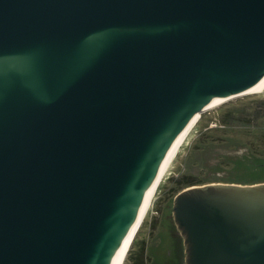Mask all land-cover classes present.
Masks as SVG:
<instances>
[{"label":"water","instance_id":"water-1","mask_svg":"<svg viewBox=\"0 0 264 264\" xmlns=\"http://www.w3.org/2000/svg\"><path fill=\"white\" fill-rule=\"evenodd\" d=\"M264 77V0H0V264H113L168 149ZM185 264H264V182L185 187Z\"/></svg>","mask_w":264,"mask_h":264},{"label":"rangeland","instance_id":"rangeland-1","mask_svg":"<svg viewBox=\"0 0 264 264\" xmlns=\"http://www.w3.org/2000/svg\"><path fill=\"white\" fill-rule=\"evenodd\" d=\"M190 178L200 184L264 182V92L201 113L162 178L123 264H137L143 247L145 264H185L173 204Z\"/></svg>","mask_w":264,"mask_h":264},{"label":"bare ground","instance_id":"bare-ground-1","mask_svg":"<svg viewBox=\"0 0 264 264\" xmlns=\"http://www.w3.org/2000/svg\"><path fill=\"white\" fill-rule=\"evenodd\" d=\"M259 92H264V77L262 79H260L256 84H254L252 87H250L248 90H246L243 94H241L240 96H244V95H249V94H254V93H259ZM235 98V97H233ZM232 97L230 98H217L214 101H212L210 104L206 105L201 111L197 112L190 120L189 122L185 125V127L182 129V131L178 134V136L176 137V139L174 140V142L172 143V145L170 146V148L168 149L165 157L163 158L159 169L157 171V174L154 178V181L151 185V188L147 194V197L144 201V203L142 204L138 215L136 217L135 223L132 227V229L130 230V232L128 233L126 239L124 240L122 246L119 248L115 259L113 261V264H123L127 253L130 249V246L136 236V234L138 233L145 217L146 214L148 212V209L151 205L152 199L157 191V188L162 180V178L164 177V175L166 174L170 164L172 163L173 159L175 158L177 152L179 151L180 147L182 146V144L184 143L185 139L187 138V136L190 134L191 130L193 129V127L195 126V124L197 123V121H199V119L201 118V113L205 112L206 110L224 103L228 100L233 99Z\"/></svg>","mask_w":264,"mask_h":264},{"label":"trees","instance_id":"trees-1","mask_svg":"<svg viewBox=\"0 0 264 264\" xmlns=\"http://www.w3.org/2000/svg\"><path fill=\"white\" fill-rule=\"evenodd\" d=\"M194 184H200V182L190 178V179H185L183 182H182V188H185L187 186H190V185H194ZM145 255V247H143L142 249V252H141V257H139V260L136 261L137 264H145V258L144 257Z\"/></svg>","mask_w":264,"mask_h":264},{"label":"flooded vegetation","instance_id":"flooded-vegetation-1","mask_svg":"<svg viewBox=\"0 0 264 264\" xmlns=\"http://www.w3.org/2000/svg\"><path fill=\"white\" fill-rule=\"evenodd\" d=\"M179 236V235H178ZM180 240H181V237L179 236ZM183 245H184V242L182 244L181 242V247H182V257H183V253H184V262H185V251H183Z\"/></svg>","mask_w":264,"mask_h":264}]
</instances>
